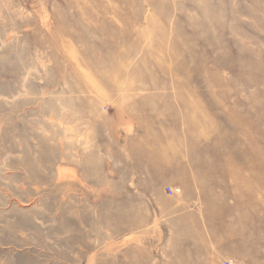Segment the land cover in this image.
Segmentation results:
<instances>
[{"label": "rangeland", "instance_id": "rangeland-1", "mask_svg": "<svg viewBox=\"0 0 264 264\" xmlns=\"http://www.w3.org/2000/svg\"><path fill=\"white\" fill-rule=\"evenodd\" d=\"M229 260L264 264V0H0V264Z\"/></svg>", "mask_w": 264, "mask_h": 264}, {"label": "built area", "instance_id": "built-area-1", "mask_svg": "<svg viewBox=\"0 0 264 264\" xmlns=\"http://www.w3.org/2000/svg\"><path fill=\"white\" fill-rule=\"evenodd\" d=\"M167 192L169 195H175L176 193H181V189L168 187ZM227 264H244V263H238L236 260H229Z\"/></svg>", "mask_w": 264, "mask_h": 264}, {"label": "crops", "instance_id": "crops-1", "mask_svg": "<svg viewBox=\"0 0 264 264\" xmlns=\"http://www.w3.org/2000/svg\"><path fill=\"white\" fill-rule=\"evenodd\" d=\"M162 184V182H158V185H161Z\"/></svg>", "mask_w": 264, "mask_h": 264}, {"label": "bare ground", "instance_id": "bare-ground-1", "mask_svg": "<svg viewBox=\"0 0 264 264\" xmlns=\"http://www.w3.org/2000/svg\"><path fill=\"white\" fill-rule=\"evenodd\" d=\"M200 65V64H199ZM155 159V158H154ZM235 175H238V174H235ZM118 219V218H117Z\"/></svg>", "mask_w": 264, "mask_h": 264}]
</instances>
